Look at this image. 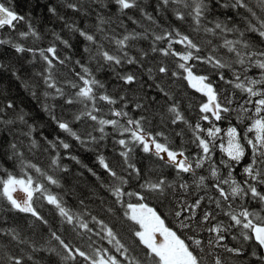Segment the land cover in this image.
<instances>
[{
  "label": "snow or ice",
  "instance_id": "1",
  "mask_svg": "<svg viewBox=\"0 0 264 264\" xmlns=\"http://www.w3.org/2000/svg\"><path fill=\"white\" fill-rule=\"evenodd\" d=\"M61 3L84 18L96 16L94 26L80 27L56 6H46L82 39L86 59L62 58L57 45L72 49L73 44L55 30L47 48L26 46L29 39L35 43L42 38L31 13L21 15L13 0H0V31L15 34L0 39V46L31 53L30 63L38 53L41 70L22 83L50 121L48 134L41 131L36 138L28 113L17 110L13 101L0 106V210L30 216L33 230L28 237L18 225L0 227V241H7L0 246V264H39L34 255L41 251L59 264H243L239 258L249 255L246 246L254 264H264V0H156L152 12L141 7V0ZM113 6L119 13L116 20L106 14ZM133 9L148 27L128 16L142 28L128 30L121 17ZM217 9L226 11L218 15ZM168 13L172 19L161 24ZM21 23L26 30H18ZM141 41H150L148 50L137 49ZM149 52L162 60L148 66ZM68 64L71 78L60 77L57 65ZM124 65L143 69L139 75L146 72L153 81L148 87L171 101V124L185 126L175 132L179 146L164 131L149 129L155 97L148 104L146 97L133 101L134 110L141 111L134 116L127 111V97L109 91L98 78L107 68L123 85L137 83L138 71H125ZM5 67L0 64V70ZM161 76L184 81L199 94L189 104L196 111L194 123L181 111L182 101L155 83ZM17 124L26 131H14ZM109 136L119 145L121 160L115 164L98 151ZM74 147L95 152L102 173L83 164ZM137 150L156 158L161 169L172 170L173 178L162 170L138 167L133 160ZM38 152L47 155L46 167L33 162ZM65 159L81 165L111 198L100 200L96 214L87 210L84 199L69 204L75 192L62 182L70 172ZM40 204L52 211V222ZM57 218L60 228L53 227ZM37 225L40 233L46 232L40 236L43 243L34 238ZM68 232L86 238L84 244H74L66 238ZM21 245L31 252L13 250Z\"/></svg>",
  "mask_w": 264,
  "mask_h": 264
},
{
  "label": "trees",
  "instance_id": "2",
  "mask_svg": "<svg viewBox=\"0 0 264 264\" xmlns=\"http://www.w3.org/2000/svg\"><path fill=\"white\" fill-rule=\"evenodd\" d=\"M156 0H141V7H147L149 12L153 11ZM252 3L255 4L256 0H252ZM53 5L57 7V10L61 16H64L65 19L71 23L76 22L80 27H92L96 24V16L90 15L87 18H84L80 13H73L72 10L67 9L62 6L61 0H39V4H37V0H13V6L16 11L21 15H28L31 13L32 23L37 28V30L41 34V39L39 41H35V43L29 39L26 41V46L36 47V48H47L49 44L53 41V36L51 34L52 30L56 32H60L65 39H69L73 44L72 49H65L63 45H57L59 49V54L63 58L65 56H71L72 60L80 59L81 56H85L83 53L84 42L77 35H73L64 27V21L58 20L55 16H52L47 11V5ZM224 9H217V14L225 12ZM107 15H111L113 20H116V17L119 15L117 13L115 7L113 6L110 11L106 13ZM231 14V13H229ZM167 16V20L161 19V24H167L168 20H171V14H165ZM131 16L134 19L140 20L141 24L144 27H148V22L141 18L140 12L136 9L128 10L127 16L121 17L124 21L128 30H132L135 28L137 31H141L142 28L138 25H134L131 20H128L127 17ZM223 18V16H221ZM118 23V22H117ZM173 23H176L173 21ZM115 26V25H113ZM186 28V25L184 26ZM19 31L26 30V24L21 23L18 26ZM123 28L118 27L117 32L123 33ZM15 34L11 33L10 30L0 31V39H9L12 38ZM150 41H141L137 44V49H145L148 50ZM135 54V50H134ZM162 60L160 56L155 53L149 52L148 57V66H152L153 64H157ZM31 53H20L17 54L10 46H0V64L5 65L6 67L3 70H0V106L6 105L9 101H13L16 105L17 110L23 109L24 112L28 113L29 123H35L37 127V133H34L36 138H39V133L41 131L44 132L45 135L48 134L47 125L50 123L48 121L46 113L41 111L40 105L34 100L31 96V92L29 89H26L23 80H27L31 78L35 72L40 71L43 66V61L39 59L38 53L37 57L33 62ZM93 67L95 64L93 63ZM72 68V64H68L66 67H62L57 65V69L60 77H69L70 72L69 69ZM78 70V69H77ZM125 71H138V82L132 84L131 86L123 85L122 82L118 81L114 75V73L105 68L103 71L97 73L98 78L104 81L109 89V91L114 92L115 94L125 95L130 103V107L127 111L134 116L141 115L140 110H134V105L132 104L138 97H146L143 100L145 104H148L149 101L155 97V102L151 103L149 106V113L151 124L149 125V129L152 131H164L166 135L169 136L170 140L176 146H179L181 138L175 135V132H180L185 126L182 123H178L177 125H172L169 119V114L167 112V107L171 103L162 93H159L155 87H148V84L153 83V81L148 80V76L145 72L144 75H139V71H144L143 69L138 70V66L134 65H124ZM16 72V75H13V72ZM17 76L20 78L18 79ZM147 81V83H145ZM155 83H161L164 86L166 91H169L172 96H174L177 100L182 101L181 103V111L185 113L186 117L191 121L195 122L196 111L189 107V104L196 100L200 99L199 94L195 93L193 89L187 87L186 82L184 81H173L168 77L161 76L160 79L156 80ZM59 111V109H57ZM105 112L108 111L107 108L104 109ZM11 115V113H9ZM226 127V124L222 125ZM26 131L21 125L17 124L14 131ZM106 131L111 132V128H107ZM98 134V133H97ZM10 138V137H9ZM51 138V136H49ZM119 138V137H117ZM190 138V133H186L184 139L187 140ZM23 139V137H20ZM25 143L27 140L25 139ZM191 150H195L194 147ZM98 151H103L106 157L109 160H112L115 164L116 161H120L121 158L118 156L119 145H114L112 141V137L109 136L101 145V148ZM26 155L27 150L25 149ZM73 154L77 155L83 164L88 165L89 167L95 168L98 172L102 173V170L99 168V165L95 159V152L85 151L79 147H74ZM217 158H219V152H217ZM133 160L137 163V166L142 170L147 172L149 169L160 171L162 170L165 174L168 175V178L171 180L174 176V172L170 169L163 168L156 158L149 156L148 154L143 153L140 150H137L133 153ZM33 162L39 163L41 166L46 167L49 163L47 155L37 153V158L33 160ZM247 162V161H245ZM64 164L70 169L68 176L62 179V182L65 183L66 188H73L75 195L69 197V204L72 206H76L79 203L80 199L85 200V204L87 206V210L91 211L93 214H96L98 209V205L101 199L107 200L110 202L111 198L108 194L99 187L98 182L95 181L86 170H84L81 165H77L74 161L70 159H65L63 161ZM239 171V169H237ZM82 173V175H78ZM63 177V174H61ZM58 191V189H56ZM153 204H156V201H152ZM41 207L42 214H44L50 222L53 220V213L49 210L48 207L43 206V204L39 205ZM107 207V204L105 205ZM75 210H83V209H75ZM162 211H167L166 208L161 206ZM32 218L26 214L15 213V212H4L0 210V227H12L19 226L23 229L22 235L33 237V230L29 228V221ZM53 227L60 228L58 218L56 222L53 224ZM119 227V225H118ZM63 231V229H61ZM36 236L35 239L39 240L40 243H43L40 240V236L45 233H40L39 225L35 228ZM66 238L71 239L74 244L83 245L86 238L82 239L79 236H76L75 233H64ZM203 236H207L206 233L202 234ZM230 239V238H229ZM232 244H236L237 241H231ZM0 246H7V241H0ZM47 247V245H45ZM20 248H25L26 252H31L26 246L21 245L13 250L19 252ZM246 251H248L249 255L240 257V261H243V264H249L251 261L252 264L255 262V258L250 256L251 249L246 246ZM34 259L39 262V264H52V261L55 260L56 264H59L58 258L51 257L50 254L41 251L37 252L34 255ZM28 264H32V262H28ZM83 264V262H81ZM239 264V261L237 262Z\"/></svg>",
  "mask_w": 264,
  "mask_h": 264
}]
</instances>
